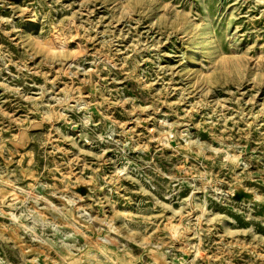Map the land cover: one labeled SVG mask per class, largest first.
<instances>
[{
  "label": "rangeland",
  "instance_id": "374dc122",
  "mask_svg": "<svg viewBox=\"0 0 264 264\" xmlns=\"http://www.w3.org/2000/svg\"><path fill=\"white\" fill-rule=\"evenodd\" d=\"M0 264H264V0H0Z\"/></svg>",
  "mask_w": 264,
  "mask_h": 264
}]
</instances>
